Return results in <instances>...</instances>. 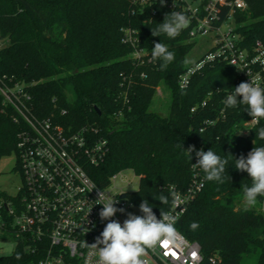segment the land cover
<instances>
[{
	"label": "trees",
	"instance_id": "16d2710c",
	"mask_svg": "<svg viewBox=\"0 0 264 264\" xmlns=\"http://www.w3.org/2000/svg\"><path fill=\"white\" fill-rule=\"evenodd\" d=\"M245 2L246 11L234 14L235 31L242 37L241 47L250 49L257 40L264 45V0ZM173 3L0 0V38L5 41L0 49V79L26 84L38 116L52 119L70 133L97 131L96 138H107V155L98 164L85 162L87 173L105 188L113 175L132 170L140 187L129 195L130 201L139 206L148 200L158 219L172 206L170 189L187 190L194 170L199 171L205 186L177 223L178 231L200 244L205 260L218 254L222 264H241L245 255L255 254L257 264H264L260 211L264 196L255 205H245L242 185L251 186L252 180L234 168V158L264 146V140L256 139L264 118L248 136L240 135L252 117L244 106L226 109L223 103L236 87L235 71L225 62L208 63L196 71L186 94H181L179 76L190 68L184 61L196 46L193 25L175 39L151 34L166 13L181 11L189 18L183 3L172 7ZM128 31L134 44L126 41ZM155 42L176 54L167 70L151 59ZM135 49L142 52L140 58L132 56ZM158 89L168 94L164 115L154 109ZM223 110L225 119L214 126L206 124ZM18 132L19 127L0 114V161L16 153ZM178 144L185 149L212 148L227 157L230 179L222 184L207 181L202 169L193 166L195 153L190 160ZM161 194L169 197V204L154 198ZM192 222L199 227L192 230ZM38 258L17 245L13 254L0 257V264H36Z\"/></svg>",
	"mask_w": 264,
	"mask_h": 264
},
{
	"label": "built area",
	"instance_id": "2783aa9c",
	"mask_svg": "<svg viewBox=\"0 0 264 264\" xmlns=\"http://www.w3.org/2000/svg\"><path fill=\"white\" fill-rule=\"evenodd\" d=\"M176 2L183 3L189 14L192 35L209 37L213 41L208 53L179 76L180 88L186 89L196 71L215 62H225L233 68L236 86L251 81L264 88L263 43L257 40L250 49L243 48L241 35L227 26L234 21L236 12L246 11L245 0H201L198 6L187 0H174L172 7ZM126 41L134 44L130 31ZM4 42L0 38V49ZM141 55L142 52L135 49L132 56L140 58ZM207 100L202 103L203 108ZM0 114L19 127L14 155L22 175V185L15 195L0 190L1 234L9 236L16 246L22 245L27 252L38 255L36 264H97L98 253L85 242L94 243L108 222L99 217L103 208L98 204L101 202L99 193L103 191L106 197L116 198L119 203L115 206L125 209L124 213L117 212L112 218L121 224L127 213L135 214L133 208L137 207L130 201L129 193L116 187L123 171L113 175L110 184L101 188L84 167L85 162L98 164L103 161L109 150L107 138H96L97 131L70 133L52 119L38 116L28 86L12 78L0 79ZM225 117L223 110L206 124L214 126ZM251 119L245 123L241 136H248L258 125ZM204 186V178L194 170L187 190L170 189L179 197V204L167 211L176 218L177 243H161L154 249H147L142 257L146 264H222L218 254L205 260L200 244L186 239L176 227ZM260 211L264 216V201Z\"/></svg>",
	"mask_w": 264,
	"mask_h": 264
},
{
	"label": "clouds",
	"instance_id": "9594fccd",
	"mask_svg": "<svg viewBox=\"0 0 264 264\" xmlns=\"http://www.w3.org/2000/svg\"><path fill=\"white\" fill-rule=\"evenodd\" d=\"M161 6H164L165 0H159ZM190 24L189 18L181 11H171L166 13L163 22L157 27L152 28V36H166L169 39H175ZM176 54L169 50L168 45L162 42H155L151 49V59L153 62H159L162 71L175 61ZM184 63H194V61L185 60ZM181 94H186L185 89L181 88ZM226 109H236L244 106L245 111L251 120L259 123L260 118H264V88L253 85L250 82H241L234 88L227 98L223 101ZM256 139L264 140V127H260L256 132ZM255 145V139L253 140ZM177 147L182 148L189 159L192 160V153L197 157L193 166H198L205 174V179L209 182L224 183L230 179L227 173V165L229 159L217 155L212 148L207 151L203 149L196 150L194 145H190L187 149L182 144ZM231 154V153H230ZM232 156V155H231ZM233 157V156H232ZM234 158V157H233ZM235 169L240 172L248 173L252 180V185H242L244 198L248 205L252 206L257 203L258 197L264 196V146H254L247 156L241 155L234 158ZM171 204L176 206L179 204V197L175 192L170 194ZM161 204H169V197L163 194L154 196ZM98 204H102L103 208L99 212L101 221H108L92 244L85 245L98 253L97 264H146L142 259L146 255L147 249H154L158 244L177 243V231L174 227L176 218L167 212H160L158 219L152 210V206L148 200H143L139 205L142 215L127 213V218L123 224L116 219H112L117 212L124 213L125 209L117 208L115 205L119 203L116 198L106 197L105 193H99ZM199 227L197 222H192L190 228L195 230ZM16 258L20 259L19 253Z\"/></svg>",
	"mask_w": 264,
	"mask_h": 264
},
{
	"label": "rangeland",
	"instance_id": "374dc122",
	"mask_svg": "<svg viewBox=\"0 0 264 264\" xmlns=\"http://www.w3.org/2000/svg\"><path fill=\"white\" fill-rule=\"evenodd\" d=\"M187 2L192 4L193 6H198L201 0H187ZM227 26L232 30H236L237 28V25L234 21L229 22ZM195 42V48L187 57V60L194 61V63H188V66L190 67L197 64V62L200 61L201 58L208 53L213 45V41L209 37L199 36L195 38ZM167 100L168 94L166 92H163V90L158 89L154 109L163 115L166 114L168 104ZM115 184L119 191L122 190L125 193L132 194L139 190L140 178L136 176L132 170H124L121 177L118 178ZM21 185L22 175L19 169L16 167L15 155L12 154L8 157H4L0 161V190L6 192L9 195H15ZM244 204L248 205L246 201H244ZM139 210L140 209L138 206L136 208H133L135 214L139 213ZM15 249L16 243L11 239L3 238V235L0 232V257L13 254ZM241 264H257V255H245L242 258Z\"/></svg>",
	"mask_w": 264,
	"mask_h": 264
},
{
	"label": "water",
	"instance_id": "95a60500",
	"mask_svg": "<svg viewBox=\"0 0 264 264\" xmlns=\"http://www.w3.org/2000/svg\"><path fill=\"white\" fill-rule=\"evenodd\" d=\"M125 197V195H123V198Z\"/></svg>",
	"mask_w": 264,
	"mask_h": 264
}]
</instances>
